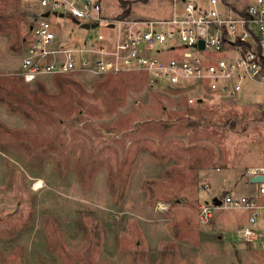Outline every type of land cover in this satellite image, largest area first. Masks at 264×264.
Wrapping results in <instances>:
<instances>
[{"label": "rangeland", "instance_id": "1", "mask_svg": "<svg viewBox=\"0 0 264 264\" xmlns=\"http://www.w3.org/2000/svg\"><path fill=\"white\" fill-rule=\"evenodd\" d=\"M99 2L106 16L129 19L172 7ZM42 9L0 0V264H264V250L235 237L245 210L216 208L208 225L197 215L208 196L256 195L246 171L264 166V89L189 103L144 72L26 82L20 62ZM58 29L66 39L112 32L67 17Z\"/></svg>", "mask_w": 264, "mask_h": 264}, {"label": "built area", "instance_id": "2", "mask_svg": "<svg viewBox=\"0 0 264 264\" xmlns=\"http://www.w3.org/2000/svg\"><path fill=\"white\" fill-rule=\"evenodd\" d=\"M37 2L43 9L34 16L18 72L26 82L40 73L144 72L151 82L185 89L189 103L254 97V90L246 93L250 84L264 89V0L242 5L233 0H171V14L154 19L106 16L99 0ZM65 17L86 29L103 25L112 32L66 39L58 29ZM246 173L248 179L264 174V166L249 167ZM257 192L264 195V181L257 183ZM208 197L198 206L201 224L211 223L216 208L246 210L247 223L235 237L261 245L262 233L254 224L263 201L247 194Z\"/></svg>", "mask_w": 264, "mask_h": 264}, {"label": "crops", "instance_id": "3", "mask_svg": "<svg viewBox=\"0 0 264 264\" xmlns=\"http://www.w3.org/2000/svg\"><path fill=\"white\" fill-rule=\"evenodd\" d=\"M172 8L173 7H171V10H170V13L167 15V16H169L170 14H171V12H172ZM167 16H164V17H167ZM244 98H246V97H249V98H254V97H250V96H248L247 94H245L244 96H243ZM242 97V98H243ZM263 167V165H254V166H252V167ZM253 196H256L260 201H263L264 202V195H260L258 192L256 193V195H253ZM241 210H243V209H241ZM246 211V210H245ZM247 212V216H246V219H245V222L243 223V224H245V223H247V218H248V211H246ZM243 224H241V223H239V224H233V227H235L234 229H238L240 226H242ZM254 227L259 231V232H261L262 233V236L261 237H259V239H258V242H260V244L261 245H256V244H251V243H245L243 240H241V239H239L238 241H239V243L238 244H240V246L241 247H248L249 249H252V250H254L255 248H258L259 249V251H263L264 250V207L263 208H261V209H259V211H258V216H257V219H256V222H255V224H254ZM234 229H233V231H234ZM236 230L234 231V232H236Z\"/></svg>", "mask_w": 264, "mask_h": 264}, {"label": "water", "instance_id": "4", "mask_svg": "<svg viewBox=\"0 0 264 264\" xmlns=\"http://www.w3.org/2000/svg\"><path fill=\"white\" fill-rule=\"evenodd\" d=\"M43 16H47L48 15V12H44L42 14ZM87 27V25H85ZM199 45L202 47L203 46V42L200 41L199 42ZM249 181L250 182H254V183H258L260 181H264V174H255V175H252L249 177Z\"/></svg>", "mask_w": 264, "mask_h": 264}, {"label": "trees", "instance_id": "5", "mask_svg": "<svg viewBox=\"0 0 264 264\" xmlns=\"http://www.w3.org/2000/svg\"><path fill=\"white\" fill-rule=\"evenodd\" d=\"M123 3L126 5L128 2H127V0H123ZM128 13H129V9L127 8L121 13V15L125 16V14H128ZM175 90H177V91L181 92L183 95H185L186 96V100H187V91L185 89L176 88Z\"/></svg>", "mask_w": 264, "mask_h": 264}, {"label": "bare ground", "instance_id": "6", "mask_svg": "<svg viewBox=\"0 0 264 264\" xmlns=\"http://www.w3.org/2000/svg\"><path fill=\"white\" fill-rule=\"evenodd\" d=\"M41 184H40V181L39 182H37V186H40Z\"/></svg>", "mask_w": 264, "mask_h": 264}]
</instances>
